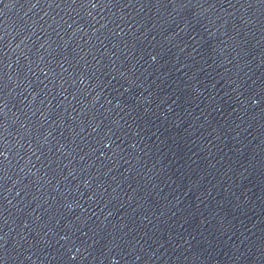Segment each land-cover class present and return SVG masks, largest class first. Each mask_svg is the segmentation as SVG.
<instances>
[{"label":"water","instance_id":"water-1","mask_svg":"<svg viewBox=\"0 0 264 264\" xmlns=\"http://www.w3.org/2000/svg\"><path fill=\"white\" fill-rule=\"evenodd\" d=\"M0 264H264V0H0Z\"/></svg>","mask_w":264,"mask_h":264}]
</instances>
